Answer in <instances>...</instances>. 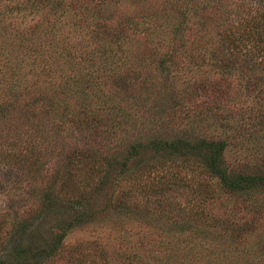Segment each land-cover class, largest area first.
<instances>
[{"label": "rangeland", "instance_id": "1", "mask_svg": "<svg viewBox=\"0 0 264 264\" xmlns=\"http://www.w3.org/2000/svg\"><path fill=\"white\" fill-rule=\"evenodd\" d=\"M58 1L0 0V255L27 227L23 238L61 237V248L37 264H264L263 189L235 196L214 184L208 198L197 180L213 182L192 164L150 169L143 163L153 154L141 153L95 190L108 164L153 137L224 140L229 170L264 171V66L219 68L209 54L213 24L245 14L254 1L218 3L216 12L188 0L111 3L129 51L108 65L122 76L106 65L89 77L91 96L77 82L97 69L84 60L97 62L100 44L78 22L83 0L62 10ZM200 18L213 24L202 28ZM66 44L74 50L64 53ZM74 155L100 169L75 167ZM83 189L95 190L98 214L61 229L46 194L74 201ZM113 199L126 206L110 208Z\"/></svg>", "mask_w": 264, "mask_h": 264}, {"label": "trees", "instance_id": "2", "mask_svg": "<svg viewBox=\"0 0 264 264\" xmlns=\"http://www.w3.org/2000/svg\"><path fill=\"white\" fill-rule=\"evenodd\" d=\"M179 0H173L177 2ZM183 1V0H182ZM198 4L202 7V10L210 9L211 12H216L215 4L223 3L230 0H188ZM254 4L250 3L249 10L245 14L239 17L225 16L221 13L220 21L212 23L206 19H199V24L202 28L207 25L213 24V27H217L216 44L215 49L210 50L209 54L212 60H215V65L219 68L230 67H243L245 69L255 68L258 65L264 66V0H253ZM72 0H60V10L63 6L71 3ZM118 0H88L79 3V13L81 19L78 22H83L88 31V36L94 42H98V51L100 58L97 62H84L88 65L97 67L90 73L89 69L85 72L86 78L79 80L77 83L84 82V88L82 93L87 96L95 94L94 84L89 80V77L96 79L100 76V71L105 66L108 70L112 71L108 65L119 64L122 60L120 53L128 52L125 49L121 39L119 37L120 25L113 24L111 20L115 16L114 8L111 3H116ZM184 2V1H183ZM202 3V4H199ZM76 3L69 8L74 9ZM182 9L179 8L178 12ZM73 13V12H72ZM120 15V14H119ZM119 17L125 18V15ZM208 17V16H207ZM184 19H181L174 23V34L178 35L181 31ZM222 33V34H221ZM118 38V39H117ZM64 53H68L74 50L67 44L64 45ZM173 54H169L166 60H172ZM88 57H90L88 55ZM83 59V58H82ZM174 61V59H173ZM114 76L120 77L116 70L113 71ZM111 75V74H109ZM90 88H93L91 92H88ZM95 90H98L95 96H98L102 89L98 86ZM225 148V141L220 139H207V138H185V137H153L144 141H138L135 144L129 146L128 156L122 158L120 162L116 161V165H110L101 174L100 181L95 188L102 187L109 179V176L115 172L116 175H120L127 171V168L132 167L130 157L140 155L141 153H152V161L143 163L150 169L158 168L157 163H160V168L168 167L166 163H171L176 166L182 164L181 161L188 162L191 169L198 170L199 174H204L211 179L212 183L205 182L204 180H197L201 186L199 192H204L207 197L216 193L217 189L213 186L216 185L219 188L218 191L225 192L230 195H250L254 188H260L264 190V171L254 172H239L235 170H229L223 163L222 153ZM85 155H74L72 161L75 167H86L87 169L96 168L100 169L98 164L93 160L90 163H86ZM181 160V161H180ZM175 166V167H176ZM146 169L147 172L152 170ZM161 169L159 171H161ZM118 177V176H117ZM206 184V185H204ZM92 189H86L80 191L79 195L74 201L64 199L63 197H56L53 192L47 193L45 196L46 205L49 209L55 210L59 213L58 225L61 229H67L74 224L87 222L94 218L98 214V209L93 200L94 191ZM155 196V197H154ZM151 196L153 201L160 205V196ZM114 201L108 202L110 208L120 210L121 205H125L123 199H113ZM61 215V216H60ZM216 228H222L221 224L215 226ZM27 227L22 228V233L19 236L18 241L12 245V248L2 255H0V264H37L38 258L43 254H49L56 250L58 245L61 248V242H59V234L48 233L46 236H37L31 234L29 239L23 238V232ZM63 233V232H62ZM53 235V236H52ZM55 236V237H54ZM61 239V237H60Z\"/></svg>", "mask_w": 264, "mask_h": 264}]
</instances>
